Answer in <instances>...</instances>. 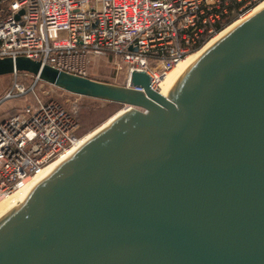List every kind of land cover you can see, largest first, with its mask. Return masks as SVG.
<instances>
[{
  "label": "water",
  "instance_id": "95a60500",
  "mask_svg": "<svg viewBox=\"0 0 264 264\" xmlns=\"http://www.w3.org/2000/svg\"><path fill=\"white\" fill-rule=\"evenodd\" d=\"M14 73L127 110L0 210V264H264V8L165 96L136 71L124 87L1 58Z\"/></svg>",
  "mask_w": 264,
  "mask_h": 264
},
{
  "label": "built area",
  "instance_id": "2783aa9c",
  "mask_svg": "<svg viewBox=\"0 0 264 264\" xmlns=\"http://www.w3.org/2000/svg\"><path fill=\"white\" fill-rule=\"evenodd\" d=\"M0 6V59L26 57L67 74L88 78L91 62L110 58L145 73L151 88L219 21L231 0H4ZM240 4L237 20L264 0ZM21 14L19 15V13ZM18 16V18H16ZM236 20V21H237ZM16 76V73L11 75ZM34 84L40 82L33 77ZM15 79L0 105L28 93ZM32 92V91H31ZM73 109L58 100H35L0 120V199L78 144Z\"/></svg>",
  "mask_w": 264,
  "mask_h": 264
},
{
  "label": "rangeland",
  "instance_id": "374dc122",
  "mask_svg": "<svg viewBox=\"0 0 264 264\" xmlns=\"http://www.w3.org/2000/svg\"><path fill=\"white\" fill-rule=\"evenodd\" d=\"M196 52L190 53L189 55ZM112 62L110 58L91 62L88 68V78L98 82L124 86L126 81V65L121 61H117L116 65H113ZM14 79L15 77L11 75L0 77V96L11 89ZM20 81L23 83L25 89L29 90H27L28 93L21 97H13L5 100L0 105V120L22 111L28 105H32L35 100L44 102L54 99L63 103L65 107L73 109L80 127L78 138L81 139L92 133L117 112L125 109V107L120 105L73 96L42 82L34 84V80L30 78H20ZM18 190L9 197L15 196Z\"/></svg>",
  "mask_w": 264,
  "mask_h": 264
},
{
  "label": "bare ground",
  "instance_id": "6f19581e",
  "mask_svg": "<svg viewBox=\"0 0 264 264\" xmlns=\"http://www.w3.org/2000/svg\"><path fill=\"white\" fill-rule=\"evenodd\" d=\"M264 8V1H262L258 6H256L251 12L246 14L245 16L241 17L239 20L235 21L233 24L228 26L223 31L219 32L218 34L214 35L200 50H198L196 53L192 55H188L184 59H182L177 65H175L172 70H170L161 80H159L158 83V92L165 96L168 89L171 87V85L174 83V81L177 79V77L182 73V71L190 65L196 58H198L206 49H208L211 45H213L216 41H218L222 36H224L227 32H229L232 28H234L239 22L244 20L245 18L255 14L259 10ZM127 108L117 112L115 115H113L111 118H109L104 124H102L100 127H98L96 130H94L92 133L84 136L81 138L77 145L74 146V148L69 149L65 153H63L60 157H58L56 160H54L52 163H50L47 167L40 170L34 177L31 179L25 181L23 185L19 188L18 193L13 197H5L0 199V210L13 204L15 199L34 181L36 180L41 174H43L49 167L54 165L56 162H58L60 159H62L64 156H66L68 153L73 151L74 149L81 146L85 141H87L89 138H91L95 133H97L99 130L106 127L113 119L118 117L119 115L123 114Z\"/></svg>",
  "mask_w": 264,
  "mask_h": 264
},
{
  "label": "trees",
  "instance_id": "16d2710c",
  "mask_svg": "<svg viewBox=\"0 0 264 264\" xmlns=\"http://www.w3.org/2000/svg\"><path fill=\"white\" fill-rule=\"evenodd\" d=\"M4 5H5V1L0 0V6H4ZM239 6H240V4H237L236 2H234L232 0L229 1L228 5L225 7L226 8V14H223L220 11L219 12V14H220L219 21H216L214 24H210L204 28L207 29L208 27H210L212 29V31L215 33L221 32L223 29H225L227 26H229L230 24H232L233 22H235L237 20V14H238ZM209 39H210V37L208 35H206V33L204 35H202L199 39L198 45L192 50L191 53L198 51ZM20 78L33 79V77L31 75H28L25 73H16L15 81L20 85H23V83L20 81ZM108 104H113V103H108ZM113 105H118V104H113ZM79 128L76 132L77 136H78Z\"/></svg>",
  "mask_w": 264,
  "mask_h": 264
},
{
  "label": "crops",
  "instance_id": "0c3cea01",
  "mask_svg": "<svg viewBox=\"0 0 264 264\" xmlns=\"http://www.w3.org/2000/svg\"><path fill=\"white\" fill-rule=\"evenodd\" d=\"M18 113V112H17ZM4 119V118H3Z\"/></svg>",
  "mask_w": 264,
  "mask_h": 264
}]
</instances>
